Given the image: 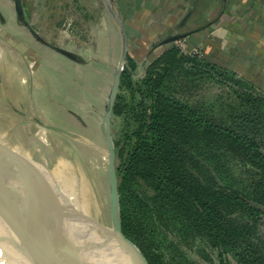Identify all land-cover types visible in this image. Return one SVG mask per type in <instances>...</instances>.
Segmentation results:
<instances>
[{
	"label": "trees",
	"instance_id": "obj_1",
	"mask_svg": "<svg viewBox=\"0 0 264 264\" xmlns=\"http://www.w3.org/2000/svg\"><path fill=\"white\" fill-rule=\"evenodd\" d=\"M123 56L111 111L120 121L112 135L123 234L149 264H165L160 226L168 244L193 254L185 264H264V91L174 44L142 71L129 51ZM175 74L228 89L229 124L169 90Z\"/></svg>",
	"mask_w": 264,
	"mask_h": 264
},
{
	"label": "rangeland",
	"instance_id": "obj_2",
	"mask_svg": "<svg viewBox=\"0 0 264 264\" xmlns=\"http://www.w3.org/2000/svg\"><path fill=\"white\" fill-rule=\"evenodd\" d=\"M22 6L24 16L18 19L14 0H0L2 63L11 66V73L12 67L20 73L19 83L14 81L13 89L10 78L0 79V107L6 103L14 108L10 94L16 95L18 88L19 97L32 103L42 122L62 130L52 132L37 127L26 115L24 122L32 126L31 134L35 135L34 139H21L13 135L15 126L6 123L3 117L0 146L9 151H31L75 210L110 226L108 147L103 116L121 55L123 28L112 17L115 13L112 7L116 5L112 0L108 4L102 0H22ZM128 44L127 51L133 55L137 38ZM195 51L201 52V48L192 52ZM8 52L16 55L19 62H11ZM143 61L139 71L151 60ZM6 69L1 66L0 72ZM169 82V90L189 101L207 118L229 124L234 102L228 89L183 74H175ZM32 114L30 110L29 115ZM119 122L112 121L110 116L115 159L112 129L116 130ZM154 236L156 240L161 238L165 264H185L195 259L191 252L168 244L171 235L163 227Z\"/></svg>",
	"mask_w": 264,
	"mask_h": 264
},
{
	"label": "crops",
	"instance_id": "obj_3",
	"mask_svg": "<svg viewBox=\"0 0 264 264\" xmlns=\"http://www.w3.org/2000/svg\"><path fill=\"white\" fill-rule=\"evenodd\" d=\"M112 3L116 5L112 7L115 11L112 17L122 24L125 36V43L120 37L121 45L128 46V41L137 38L136 54L132 56L140 63L182 41L183 52L201 48L204 56L221 60L240 75L254 80L264 91V0H112ZM2 59L0 55V67L7 69L0 72V79L10 78L13 89L20 76L18 71L13 72L15 75L11 73V66L3 64ZM15 90L16 95L10 94L14 108L6 103L0 107L3 113L0 119L5 117L6 123L15 126L14 136L34 139L32 126L24 122L26 115L37 127L58 132L42 126L40 123L45 122L36 116V108L19 97L18 88ZM25 104L26 107H20ZM16 152L39 162L31 151Z\"/></svg>",
	"mask_w": 264,
	"mask_h": 264
},
{
	"label": "water",
	"instance_id": "obj_4",
	"mask_svg": "<svg viewBox=\"0 0 264 264\" xmlns=\"http://www.w3.org/2000/svg\"><path fill=\"white\" fill-rule=\"evenodd\" d=\"M14 10L18 19L23 18L22 0H14ZM115 20L118 22L116 17ZM26 26L31 30L28 23ZM48 46L59 50L53 45ZM121 46L119 64L114 71L103 116L108 147L110 226L75 210L64 199L42 163L0 146V228L9 230L13 235L11 245L21 235L47 240V254L40 255L37 264H48L53 257L54 264H105V247L108 243H114L123 249L124 264H149L138 246L123 234L120 224L110 116L125 62L123 51H127L125 44ZM40 124L53 131L62 130L54 125ZM77 228L81 232L75 234Z\"/></svg>",
	"mask_w": 264,
	"mask_h": 264
},
{
	"label": "bare ground",
	"instance_id": "obj_5",
	"mask_svg": "<svg viewBox=\"0 0 264 264\" xmlns=\"http://www.w3.org/2000/svg\"><path fill=\"white\" fill-rule=\"evenodd\" d=\"M9 56L11 62H19V58L16 55L9 53ZM12 69L16 74V69L14 67ZM17 74L20 76L19 72ZM70 232L73 233V231ZM75 232H81L80 228H77ZM12 240L13 235L11 232L5 228H0V264H37L38 257L40 255L46 256L47 254L49 247L47 240L21 235L17 238V242L11 245ZM105 249V255L107 256L105 264H124L123 249L114 243H108ZM54 262L55 258L53 257L52 259L50 258L48 264H54Z\"/></svg>",
	"mask_w": 264,
	"mask_h": 264
},
{
	"label": "built area",
	"instance_id": "obj_6",
	"mask_svg": "<svg viewBox=\"0 0 264 264\" xmlns=\"http://www.w3.org/2000/svg\"><path fill=\"white\" fill-rule=\"evenodd\" d=\"M177 46L181 49V51H182V47H183V43H182V41H179L178 42V44H177ZM183 52V51H182ZM195 53H200V52H196L195 51Z\"/></svg>",
	"mask_w": 264,
	"mask_h": 264
}]
</instances>
